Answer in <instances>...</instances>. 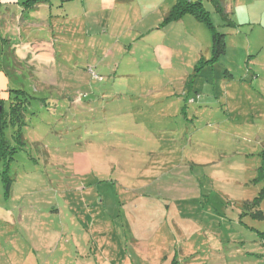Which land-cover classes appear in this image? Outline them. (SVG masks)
Here are the masks:
<instances>
[{
    "label": "rangeland",
    "instance_id": "374dc122",
    "mask_svg": "<svg viewBox=\"0 0 264 264\" xmlns=\"http://www.w3.org/2000/svg\"><path fill=\"white\" fill-rule=\"evenodd\" d=\"M241 1L256 14L234 8L229 17L244 22L234 29L220 25L203 1L226 34V52L200 63L195 77L197 59L212 56L203 22L188 15L193 21L185 19L175 34L137 39L143 24L128 28L133 16L125 9L85 16L92 31L100 30L92 46L77 39L82 32L68 14L63 21L37 15L33 30L18 25V39L61 34L60 43L67 41L56 48L64 54L49 71L54 78H38L11 59V82L1 46L11 50L13 25L0 17L5 113L19 87L46 101L33 100L34 114L25 115L8 194L0 174V264H100L112 254L92 247L88 233L98 222L130 227L141 249L130 235L117 245L112 229L101 241L141 264H264V0ZM234 2L226 0L228 11ZM73 48H93V64ZM108 49L113 57L98 62ZM6 138L14 144L9 128ZM77 227L88 237L75 238Z\"/></svg>",
    "mask_w": 264,
    "mask_h": 264
},
{
    "label": "crops",
    "instance_id": "0c3cea01",
    "mask_svg": "<svg viewBox=\"0 0 264 264\" xmlns=\"http://www.w3.org/2000/svg\"><path fill=\"white\" fill-rule=\"evenodd\" d=\"M178 1L179 0H0V17H2L3 15H6V17L10 20L11 25H13L11 28L12 35L11 36L9 35L10 36L9 40L6 39L10 42L7 44L10 46L11 50L5 47L6 46L5 43L1 46V54L3 57L1 60L2 72L3 74H6L8 76L7 71L5 69V62H9L11 59H13L14 62H17V63H20L21 61L25 62L29 67L33 69L34 71L33 73L39 78L40 75H43L44 73L49 74V71L51 70V68L54 67V63H56V56L64 54V52H60V50L56 48L59 47L60 45L62 47L66 43L67 38H65V40H62V43H60V41L58 40V38L60 37H65V35L60 34L58 38L56 39L51 38V36L47 37V35L42 36V37L35 36L34 39L36 41H33L32 39H30L31 38L30 35L29 36L27 35L26 38L24 37V39H21L20 37H19L20 39L17 38L18 36L15 34L16 33L15 31L18 29V25L21 26L18 29L20 31L23 25H25L26 27L30 26L31 30H33L34 26L31 25L32 24L31 19L37 20L36 17H39L37 15H41L42 17V14H48L50 17L54 16L55 18L57 17V20H62V17H63L62 15L67 16L68 14V16L71 17L70 19H68L71 25L72 24L76 25L75 22L78 23L79 30L82 33L77 36V39L83 41L84 44L82 45H85L86 41L89 42L90 40H93L95 37V34L97 32H100V30L98 31L97 29H95V31H92L88 26V22L87 24H85V21L87 19L85 16L91 14L92 12L102 11V10H109L111 13L116 11L115 14H119L118 11H122L125 9L131 10L129 11L130 14L128 15H132L133 18L131 19L130 27L129 26L127 27L131 28V27H135L136 25L143 24L142 28L139 30V36L137 39L143 38L146 35L149 36L153 32H155V35L157 36L161 35L162 32H159V31H165V35L167 32H174L175 34L176 32H178L177 29L180 28L179 26L180 23L183 22L185 19H189L188 22L193 21L191 18H186L190 14H185L181 17V19L177 21L169 22L167 24H162L164 15ZM191 1H194V0H191ZM209 1L212 4V7H213L212 10L215 13H218L219 11H223L225 14L228 15V17H229V14L234 13V8H235V11H237L238 7L240 6H246L248 7L249 12H252L254 15L256 14V12L254 11V6L251 5V3H249L248 1L243 2L241 0H234L235 1L234 6L232 9H230V11H228L227 9L228 5L225 3L226 0H209ZM30 12L34 13L32 15H35V16H29ZM129 12H125V14ZM120 13H123V12H120ZM68 16L66 18H68ZM123 17L124 15L118 17L116 20L112 21V23L115 25L120 24ZM45 18L46 17H43L42 19H45ZM16 19H18L19 24L15 23ZM48 20L49 19L44 20L43 22L40 21L42 26H46L47 25L46 23H48ZM232 20L235 22V24L238 25V26L232 27V29H234L235 27H240L241 25L244 24L243 21H237L236 19L235 20L232 19ZM222 23H223V20L220 19V25H222ZM120 26L123 27V25H120ZM83 32H85V34ZM117 33L119 32L117 31ZM44 34H47V33H44ZM72 37H75V36H72ZM248 40H250L249 37H248ZM50 41H54L53 42L54 49H53V44ZM13 42L16 43V45L14 44L12 45ZM88 45L92 46L93 43L89 42ZM113 45L117 46L116 44H113ZM72 46H75V45L73 44ZM159 47L162 48L164 47V45L161 44L159 45ZM72 51H75L76 53L80 52V57L82 58L87 57V59L85 60L86 63H88L90 66L93 64L90 62L89 57H88L90 52L95 54V52H93V48L84 49V50L83 48H81L80 50H76L75 48H73ZM113 54L114 52L111 49L106 50L105 53L104 51H102L98 62L103 63L104 58H107L109 56L113 57ZM53 69L58 70L57 66L54 67ZM50 72H53V71H50ZM44 78L51 79L54 77L53 75L49 74L48 77L43 76V79ZM8 79L12 82L9 76H8ZM43 98L45 97L38 96L36 99L39 100L40 103L43 104L44 103ZM27 112L30 113V110ZM43 151L46 153L45 150ZM76 187H78V185ZM67 188L68 189H63V190H70V187L67 186ZM58 211L59 210L57 209V212ZM85 218H87V216ZM96 224H98V226L96 225L94 227L93 222H92V226L95 229L92 232L88 230L89 231L88 233L87 229L85 228L88 235H90L89 236L90 242L91 243L92 241L95 242L94 244H92V247L95 248V245L98 244L95 250H99L101 251V253L104 252L105 254L106 253L112 254V256L108 255L106 258L102 259L100 264H141L139 259L134 262V260L131 257L130 258L128 257V254L126 252L125 253L123 252L122 254H120V251L118 252L119 248L117 247L115 250H113L111 246L106 248V244H104L103 241H101L103 238L102 237L103 232H104L103 230L112 229L113 231L115 230L114 232L116 233L117 245H122V240L125 238V235L126 237L130 235L133 238V240L137 242V245L135 248L137 249L138 247L139 249H141V247H139L140 246L139 238L135 236V234L131 231L130 227L126 226V221H125V226H126L125 228H122V224L120 225V227L116 225L113 226L112 222H111V225H112L111 228L108 226V224L105 226L102 225L104 224V222H98ZM43 231L46 232L47 230L43 229ZM55 231L56 233L58 232L57 230ZM71 232L75 238L81 239L80 241L88 237L87 233L83 235V232L85 231L81 230L78 227H77V230H73ZM111 237H112L111 235H108V239H111ZM113 251H116V254Z\"/></svg>",
    "mask_w": 264,
    "mask_h": 264
},
{
    "label": "trees",
    "instance_id": "16d2710c",
    "mask_svg": "<svg viewBox=\"0 0 264 264\" xmlns=\"http://www.w3.org/2000/svg\"><path fill=\"white\" fill-rule=\"evenodd\" d=\"M216 10V9H215ZM221 19L223 20L222 25L228 27L238 26L235 22L228 17L223 11L218 12ZM185 14L192 15L198 21L203 22L209 29L211 34V53L210 58L200 56L197 59L198 64L193 69V74L197 76L200 70L199 64H211L218 61L221 55L226 52V41L224 32L217 29L215 24L212 22L210 11L204 6L203 0H179L163 17L162 24L177 21ZM14 67V66H13ZM202 67V66H201ZM14 94L10 97L9 111L5 113L3 108L2 99L0 98V174H2L3 183L5 185L6 194L11 192L13 187V178L10 175L11 165L15 158L17 149H23L24 137L22 135L21 128L26 124L25 115L30 110V104L33 100H37L36 96H32L26 90L21 87L11 90ZM44 103L45 98H43ZM29 114H34L30 111ZM9 128L11 132L12 140L14 144H9L6 138V130ZM44 152V151H43ZM45 153V152H44ZM2 172V173H1ZM249 202H247L248 204Z\"/></svg>",
    "mask_w": 264,
    "mask_h": 264
}]
</instances>
